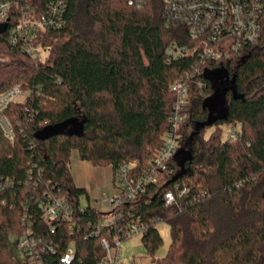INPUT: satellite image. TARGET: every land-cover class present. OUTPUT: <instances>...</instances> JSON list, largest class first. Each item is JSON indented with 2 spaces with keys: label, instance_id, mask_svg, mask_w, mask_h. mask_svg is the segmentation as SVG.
Returning a JSON list of instances; mask_svg holds the SVG:
<instances>
[{
  "label": "trees",
  "instance_id": "obj_1",
  "mask_svg": "<svg viewBox=\"0 0 264 264\" xmlns=\"http://www.w3.org/2000/svg\"><path fill=\"white\" fill-rule=\"evenodd\" d=\"M129 1L66 0L64 25L34 39L38 58L9 41L19 6L0 24V92L17 84L27 92L4 111L14 139L0 125V264H19L9 236L23 230L25 213L43 220L49 194L65 197L85 228L59 229L55 238L75 240L78 264H96L104 251L88 223L106 214L81 203L89 195L71 174L72 150L98 164L131 163L135 179L162 145L175 101L170 85L201 59L168 55L172 42H193L182 23L167 19L164 0ZM31 2L43 10L47 0ZM260 24L256 43L207 60L190 78L177 154L157 182L121 208L146 224L142 240L152 253L163 241L157 222L170 224L169 251L157 264H264V10ZM226 123L239 125L236 138H223ZM56 126L58 133L40 138ZM168 191L176 195L170 206Z\"/></svg>",
  "mask_w": 264,
  "mask_h": 264
},
{
  "label": "built area",
  "instance_id": "obj_2",
  "mask_svg": "<svg viewBox=\"0 0 264 264\" xmlns=\"http://www.w3.org/2000/svg\"><path fill=\"white\" fill-rule=\"evenodd\" d=\"M129 3L141 5L143 0H130ZM14 5L20 7L21 14L18 23L8 30L9 41L13 45L20 44L32 58H38L40 47L34 43V39L42 30L58 29L64 25L66 0H47L43 10L31 0H0V24L9 21ZM164 5L167 19L182 23L189 30L193 42L191 46L172 42L167 48L168 55L177 59L198 53L201 61L192 66V71L181 75L170 85L175 101L168 117V127L161 136L162 145L150 161L149 169L134 179L129 175L133 164L121 162L112 166L114 183L120 191L118 195L107 199L112 208L104 212L106 217L88 223L92 230L90 233L101 237L104 251L96 264H120L118 250L122 241L135 235H144L146 224L131 215L126 218L121 208L142 192L147 184L157 182L162 171L168 169L171 158L177 154L182 137L181 126L188 118L190 78L201 71L200 66L206 64L207 60L217 61L229 58L232 54L237 55L261 37L260 17L264 0H164ZM23 94L19 84L0 92V125L10 139H14V131L4 111ZM231 137L237 136L233 132ZM186 190L184 187L180 195ZM164 199L167 206L174 204V191L166 192ZM41 206L43 220L34 223L25 213L23 230L16 234L17 246L24 251L26 264H53L49 258L54 254L57 255L56 264H78L75 240L67 242V239L62 238L65 247L61 250L63 243L55 238L59 229L70 233L84 231L82 224L74 220V207L65 197L54 194H49ZM80 210H84L83 205Z\"/></svg>",
  "mask_w": 264,
  "mask_h": 264
},
{
  "label": "rangeland",
  "instance_id": "obj_3",
  "mask_svg": "<svg viewBox=\"0 0 264 264\" xmlns=\"http://www.w3.org/2000/svg\"><path fill=\"white\" fill-rule=\"evenodd\" d=\"M221 73H217L219 77ZM27 92L19 97V101L26 99ZM239 129V125L233 126L226 123L222 126L223 138L231 137L233 132ZM212 129H208L210 134ZM70 169L75 183L78 186L86 188L89 197L86 194L81 197L83 205H92L102 212L111 210V204L107 199L118 195L120 188L114 183V169L110 164L97 163L91 160H84L80 157L77 149H73L70 156ZM158 229L163 238L162 243L157 247L155 252H151L145 245L141 235H135L119 245L118 255L120 264H157V260L164 258L169 251L171 242L170 224L162 221L158 223ZM11 253L19 264H26L24 251L17 246L18 236L12 234Z\"/></svg>",
  "mask_w": 264,
  "mask_h": 264
},
{
  "label": "water",
  "instance_id": "obj_4",
  "mask_svg": "<svg viewBox=\"0 0 264 264\" xmlns=\"http://www.w3.org/2000/svg\"><path fill=\"white\" fill-rule=\"evenodd\" d=\"M5 27H6L5 25H0V32H4L5 31ZM210 76H213L216 79L218 78L217 74H214V73H212ZM235 79H236V76H234L233 80H235ZM226 83H227V86H228V85L232 84V81H228ZM224 84H225V82L223 83V86L221 87V91L224 88ZM59 131H60V127H57V126L56 127H48L41 133L40 138L45 139L46 137H49V136H51V135H53L55 133H58Z\"/></svg>",
  "mask_w": 264,
  "mask_h": 264
}]
</instances>
